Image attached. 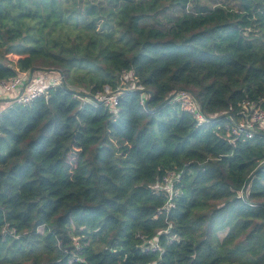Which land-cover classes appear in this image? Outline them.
Here are the masks:
<instances>
[{
  "label": "trees",
  "instance_id": "1",
  "mask_svg": "<svg viewBox=\"0 0 264 264\" xmlns=\"http://www.w3.org/2000/svg\"><path fill=\"white\" fill-rule=\"evenodd\" d=\"M0 51L61 78L0 113V264H264V136L225 130L264 109V0H0Z\"/></svg>",
  "mask_w": 264,
  "mask_h": 264
},
{
  "label": "built area",
  "instance_id": "2",
  "mask_svg": "<svg viewBox=\"0 0 264 264\" xmlns=\"http://www.w3.org/2000/svg\"><path fill=\"white\" fill-rule=\"evenodd\" d=\"M32 75L29 76L27 89L25 85V89L21 94L20 89L23 87L24 77L26 76V74H23L22 76L18 75L11 80L1 81L0 98L7 94L11 95L14 93V91H16V93L18 92V94H15L13 100L20 104H27L37 99L38 97L45 96L47 90L51 86L59 85L61 83L60 77L55 78L49 74L40 77V88H31L30 83L36 81L35 77H32ZM127 77L128 76H124L123 79H127ZM174 99L180 103L183 110L188 112L193 117V119L197 121V123L203 124L208 122V119H210V116H206L201 111L194 97L188 92H177L174 95ZM95 100L99 103H104L105 105H109L111 107H115L117 105V97L112 96V93L99 94L95 97ZM140 103L142 105L145 104L142 100L140 101ZM1 112L2 111H0V113ZM236 116L239 117L235 118L233 116H230L226 118V135L230 137L231 141H234L236 138L250 139L256 134H261L262 136H264V109L258 106L257 103L248 101L243 102L239 111L236 113ZM161 185L168 198V201L164 207V209H167L171 206V201L176 195V191L174 188V174L171 173L167 177H165ZM148 248L151 250H155V248H157V245H152Z\"/></svg>",
  "mask_w": 264,
  "mask_h": 264
},
{
  "label": "rangeland",
  "instance_id": "3",
  "mask_svg": "<svg viewBox=\"0 0 264 264\" xmlns=\"http://www.w3.org/2000/svg\"><path fill=\"white\" fill-rule=\"evenodd\" d=\"M15 58H16L15 55H6V56H5L4 53L0 51V62H2V63H5V62H6L5 59L9 60V59H15ZM46 74H49V72H47V71H37V72H34L33 75H32V77H35V80H36V81L31 82V83H30V87H31V88H34V87L40 88V86H41V84H40V83H41L40 77H43V76L46 75ZM22 75H23V74H20L19 76H22ZM29 76H30V75H29ZM124 76H127V74H125ZM105 93L110 94L111 91H110L108 88H105ZM68 160H69L71 163H73L72 161L75 160V155H74L73 153H69V155H68ZM38 230H39V232H42V228H41V227L38 228ZM224 234H225V231L220 232V233H219V236H220V237H223ZM76 241H77V240L74 239V244H75ZM76 244H77V242H76Z\"/></svg>",
  "mask_w": 264,
  "mask_h": 264
},
{
  "label": "crops",
  "instance_id": "4",
  "mask_svg": "<svg viewBox=\"0 0 264 264\" xmlns=\"http://www.w3.org/2000/svg\"><path fill=\"white\" fill-rule=\"evenodd\" d=\"M25 86V85H24ZM25 89V87H24ZM26 89H27V85H26ZM15 94H18V92L16 93V91H14L13 94H7L4 95L0 98V111H2L3 109H5L9 104H11L12 99L14 98Z\"/></svg>",
  "mask_w": 264,
  "mask_h": 264
},
{
  "label": "water",
  "instance_id": "5",
  "mask_svg": "<svg viewBox=\"0 0 264 264\" xmlns=\"http://www.w3.org/2000/svg\"><path fill=\"white\" fill-rule=\"evenodd\" d=\"M149 94H150V92H149ZM145 104H147V102Z\"/></svg>",
  "mask_w": 264,
  "mask_h": 264
}]
</instances>
